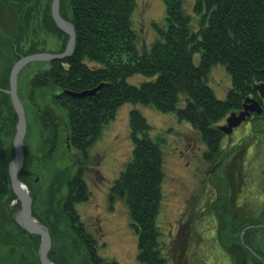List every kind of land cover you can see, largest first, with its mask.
Wrapping results in <instances>:
<instances>
[{"label": "trees", "instance_id": "obj_1", "mask_svg": "<svg viewBox=\"0 0 264 264\" xmlns=\"http://www.w3.org/2000/svg\"><path fill=\"white\" fill-rule=\"evenodd\" d=\"M59 1V12L74 26V49L67 57L24 65L18 75L17 93L25 117L31 110L51 134L56 132L58 122L38 98L40 89L51 87V104L65 119L68 140L84 158L86 147L95 142L117 108L126 102H139L162 112L173 111L179 120H186L206 145L202 156L211 160L221 151L224 134L219 129L220 122L241 107L244 97L260 99L253 85L264 81V0H194L193 10L199 17L196 30L190 28L191 17L184 12L182 0H162L164 23L154 22L157 35L142 48L133 28L136 0ZM51 2L2 0L13 8L15 25L14 36L6 41L9 62L0 75V244L10 248L8 258L12 264H41L37 252L40 235L30 233L11 217L20 206L8 176L17 113L10 94L3 89L10 85L9 73L16 60L46 51L48 37L59 38L54 52L66 47L69 36L54 23ZM199 52V62L195 63L193 55ZM30 63L34 68L28 67ZM217 63L225 66L231 80L222 99L207 81L210 66ZM135 74L146 79L136 85L129 83L127 78ZM99 84L92 95L70 93ZM128 117L132 156L113 181L110 193L127 203L130 224L137 235L139 262L167 264V257L161 254L156 223L162 195V150L158 141L148 136L150 126L138 109H131ZM251 122L264 127V112ZM18 175L33 190L25 161ZM65 181L68 190L57 216L50 207L39 214L33 210V215L49 228L52 245L47 256L56 264H118L97 253L94 238L76 216L74 204L88 196L81 167ZM13 199L16 201L10 205ZM262 217L264 221L263 213ZM255 230L250 227L243 236L251 246L248 236ZM236 237L238 240L239 233ZM236 243L238 250L247 252V264H264V253L259 258L241 241Z\"/></svg>", "mask_w": 264, "mask_h": 264}, {"label": "rangeland", "instance_id": "obj_2", "mask_svg": "<svg viewBox=\"0 0 264 264\" xmlns=\"http://www.w3.org/2000/svg\"><path fill=\"white\" fill-rule=\"evenodd\" d=\"M193 4L194 0H182L184 12L191 17L190 28L196 30L199 17L193 10ZM133 9V28L137 33L138 46L142 48L150 45L157 35L154 22L164 23L165 7L162 0H136ZM13 21V8L0 0V75L5 72L9 62L6 41L9 36H14ZM31 32L34 33L33 30ZM45 45L46 51L54 52L59 46V38L50 36ZM199 56L200 52L193 55L195 63L199 62ZM33 66L30 63L28 67L34 68ZM209 70L208 84L215 95L222 99L231 87L227 69L222 63H217L211 65ZM30 72L31 70L27 72V76ZM145 79L142 74H135L128 77L127 81L136 85ZM51 90H53L51 87L40 89L38 98L43 105L45 104L49 115L58 122L55 126L56 132L52 131L50 134L45 131L31 110L25 117L27 128L23 140V162L25 161L32 175L29 180L33 190L27 186L32 197V215L33 210L39 214L44 210L48 211L49 207L54 217L58 215L57 211L61 209V203L68 190L65 180L80 166L83 179L87 183L88 196L85 200L77 201L74 210L79 223L94 238L97 253L108 260L115 259L118 264H141L137 256V235L130 224L127 203L123 198L112 196L110 193L113 181L132 156L133 141L130 137L128 115L131 109H138L150 126L148 136L158 141L162 150V195L156 223L159 227L161 254L167 257V264H247L245 260L247 253L244 256V252H239L236 245L230 246L231 242L227 241L223 245L227 258L221 252V242L214 240L212 241L216 244L211 243L207 248L203 244L206 243L205 241L200 242L198 247L200 259L196 263L193 254L195 247L192 243L195 229L193 224L196 219L193 221L191 215L190 218L188 217L186 199L192 195L212 196L214 192L217 194L218 189V196L220 197L221 194V199L223 198L221 203L226 199L227 204L219 207L216 204L217 199L214 203H205L204 213L207 216L205 221L207 223L211 221L215 225L218 219L221 221V226H227L228 222L234 220L233 224L238 227L236 233H239L242 224L253 218L258 217L263 220L264 127H260V123L255 122L253 125L250 120L249 123L245 122L235 128L230 136L223 137L221 151L219 155L214 156L217 160L221 157V164L215 169L214 174L206 179L205 172L214 158L209 161L204 159L202 154L206 149L205 143L201 141L200 135L193 126L184 119L179 120L175 112H162L151 105L139 102L121 104L114 118L102 127L95 142L86 147L87 155L84 158L67 138L65 119L51 104L49 98ZM263 112L262 110L261 113ZM52 138L55 140L53 141ZM15 201L16 199H13L10 205ZM197 204L196 202L195 205ZM219 208L223 210L219 212L217 210ZM19 209L20 206L11 214L15 221V214ZM33 217H36L35 214ZM36 218L42 222L38 217ZM229 219L231 221H228ZM60 222L62 223L61 216ZM197 226L201 228L199 223ZM257 232L259 239L257 242L252 240L251 244L261 249L264 246V229ZM9 252H11L9 247L0 244V264H12L8 258L11 254ZM205 254L209 256V260Z\"/></svg>", "mask_w": 264, "mask_h": 264}, {"label": "water", "instance_id": "obj_3", "mask_svg": "<svg viewBox=\"0 0 264 264\" xmlns=\"http://www.w3.org/2000/svg\"><path fill=\"white\" fill-rule=\"evenodd\" d=\"M51 12L54 23L57 27L62 29L65 33L68 34V40L66 42V47L64 50L59 52L51 51H37L36 53L27 54L17 59L16 62L11 66L9 73L10 85L8 88L4 89L5 92H8L11 96L14 110L17 113V124L15 129V134L13 136V158L8 163V176L10 180V186H12L13 191L16 197L20 201V209L16 212L15 218L19 225L28 230L30 233H37L40 235V244L38 247V255L41 264H55L49 260L47 253L51 245V238L49 234V229L40 222L36 217L32 215V197L29 194L27 186L19 178V171L23 166L24 153H23V140L26 134L27 121L25 118V110L23 109V104L17 95V82L18 74L20 70L31 61L44 60L48 61L50 59H59L67 57L74 49L75 33L74 26L72 22L67 21L59 12L60 1L51 0ZM101 85L93 87V89H83L82 91H71L73 95L82 96V95H92L94 91L99 89ZM257 90L261 97H264V82L254 83L253 90ZM243 108L238 112H231L225 119V123L219 126V129L223 132L230 133L232 129L239 125L246 116H249L251 113L260 114L263 110V106L256 98L246 96L243 100Z\"/></svg>", "mask_w": 264, "mask_h": 264}, {"label": "flooded vegetation", "instance_id": "obj_4", "mask_svg": "<svg viewBox=\"0 0 264 264\" xmlns=\"http://www.w3.org/2000/svg\"><path fill=\"white\" fill-rule=\"evenodd\" d=\"M257 92V91H256ZM258 93V92H257ZM253 97V96H251ZM255 98V97H254ZM263 98H260L257 100L260 101V103L262 104L263 106ZM243 101V100H242ZM244 102V101H243ZM243 102L241 104V107L238 108L236 110V112H238L239 110H241L243 108ZM255 115H258L256 113H251L249 116H246L245 120L241 121V123L237 126H235L232 131L230 133H223L224 136H230L232 132H234L235 128H238L239 126L243 125L245 122L249 123L250 120H252ZM225 122V119L223 120L222 124ZM216 158V157H215ZM213 159L211 160L212 164L209 166V169L205 172V178L207 179V177H211L214 172H215V169L217 167H219V165L221 164V157L217 158L216 159ZM205 159V158H204ZM207 160V159H206ZM209 161V160H207ZM216 185V184H215ZM217 186V185H216ZM217 191V194L216 192H214V194L211 196V195H208L206 194L205 196L203 197H200V195H197L195 197V195L193 196H190L188 197L186 200H187V210L189 211L188 212V217L190 218V215L192 216L193 221H195V223L193 224L194 226V230H193V234H194V238H192V243L195 247V251L193 252L194 256L196 257V263L199 262V253H198V247H199V244L200 242H203L205 241L206 243H203L206 248L208 245H211V243H215L216 242H221V252L224 256H226L228 258V255L226 252H224L223 250V245L225 243H229V241L231 242V244H229L230 246L232 245H236L237 241H241V243L244 245V247L247 248L248 251L252 252L254 255H256L257 257L259 258H262V254L264 253V250L261 248V249H258L256 248V246H251L249 244H247L244 240H243V236H244V233L246 232L247 229H249L250 227H253L255 228L256 230L255 231H252L251 234L248 236L249 239L254 242H257L258 239H259V236H258V233L257 230H259L258 228H260V226H264V221L261 220V218H253L252 220H249V222L245 223V224H242L241 225V228L239 229V237H238V240H237V233H236V228L235 225L233 224V221H231V219H229L228 221H231L230 223L228 222L227 223V226H221V221L220 220H216V223L215 225L210 221L209 223H207L205 221V219L207 218V216H205L206 213V210H205V203L208 202L209 203H214L216 201V204L217 206L219 207H224V205L226 206L227 204V200L225 199L223 203H221V194H220V197L218 196V189L216 190ZM200 197V198H199ZM198 198V200L196 199ZM198 203L197 205H195V203ZM220 203V205H219ZM219 212H221L223 209L222 208H219L217 209ZM215 217V216H214ZM236 217V215H235ZM198 219V220H197ZM198 223L201 225V228L198 227ZM197 226V227H196ZM203 226V227H202ZM212 240L216 241V242H213ZM211 241V242H210ZM241 253L244 254L245 256V253H247L245 250L243 249H240ZM207 256V257H206ZM205 257L207 258V260H209V256L207 254H205Z\"/></svg>", "mask_w": 264, "mask_h": 264}]
</instances>
